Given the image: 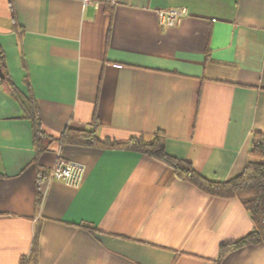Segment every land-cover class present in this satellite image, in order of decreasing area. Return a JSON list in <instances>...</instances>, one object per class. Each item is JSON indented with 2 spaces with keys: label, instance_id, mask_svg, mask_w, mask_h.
I'll return each mask as SVG.
<instances>
[{
  "label": "crops",
  "instance_id": "obj_1",
  "mask_svg": "<svg viewBox=\"0 0 264 264\" xmlns=\"http://www.w3.org/2000/svg\"><path fill=\"white\" fill-rule=\"evenodd\" d=\"M175 8L187 15L161 26L156 11ZM0 48L51 136L95 119L99 139L161 132L169 156L223 183L264 135V0H0ZM16 96L0 81V264H215L253 230L238 199L144 155L55 141L37 155ZM58 161L83 167L79 187L37 182ZM218 264H264V243Z\"/></svg>",
  "mask_w": 264,
  "mask_h": 264
},
{
  "label": "trees",
  "instance_id": "obj_2",
  "mask_svg": "<svg viewBox=\"0 0 264 264\" xmlns=\"http://www.w3.org/2000/svg\"><path fill=\"white\" fill-rule=\"evenodd\" d=\"M4 59V54L0 48V71L3 74V79L0 81L5 82L11 88V92L17 95V98H21L8 79ZM22 105L24 107L27 106L28 110L33 113L32 141L37 155L46 151L48 146L54 141L60 145L129 151L165 164L172 170L177 180L190 183L207 195L238 199L253 222V230L234 243L221 245L215 264L220 263L233 251L264 243V135L260 133L252 135L247 153V161L242 173L227 182L217 183L200 176L188 162L169 156L165 151V136L161 132L153 134L150 140H146L142 134L133 136L124 142L99 139L95 132L97 124L94 118L95 121L90 124L91 129L75 130L67 127L60 134L51 136L43 130L37 117L36 107L32 103V98L23 99ZM48 173L49 170H39L37 182L40 183L44 179H47ZM39 203L40 195L38 193L37 204ZM85 228L89 231L92 230L89 227ZM37 237L38 235L35 234L31 248L32 255L35 254ZM32 255L31 259L34 258Z\"/></svg>",
  "mask_w": 264,
  "mask_h": 264
},
{
  "label": "built area",
  "instance_id": "obj_3",
  "mask_svg": "<svg viewBox=\"0 0 264 264\" xmlns=\"http://www.w3.org/2000/svg\"><path fill=\"white\" fill-rule=\"evenodd\" d=\"M85 6L98 7L100 4H106L108 6L116 5V0H77ZM156 15L161 26L172 27L178 24L182 18L187 15L185 8H175L169 10H158ZM83 167L75 163L56 162L53 167L50 168L48 173V180L58 181L70 188L79 187L83 177Z\"/></svg>",
  "mask_w": 264,
  "mask_h": 264
},
{
  "label": "water",
  "instance_id": "obj_4",
  "mask_svg": "<svg viewBox=\"0 0 264 264\" xmlns=\"http://www.w3.org/2000/svg\"><path fill=\"white\" fill-rule=\"evenodd\" d=\"M0 79L1 80L3 79V74L1 73V71H0Z\"/></svg>",
  "mask_w": 264,
  "mask_h": 264
}]
</instances>
